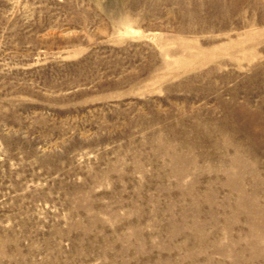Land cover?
<instances>
[{
  "label": "rangeland",
  "instance_id": "obj_1",
  "mask_svg": "<svg viewBox=\"0 0 264 264\" xmlns=\"http://www.w3.org/2000/svg\"><path fill=\"white\" fill-rule=\"evenodd\" d=\"M0 264H264V0H0Z\"/></svg>",
  "mask_w": 264,
  "mask_h": 264
}]
</instances>
